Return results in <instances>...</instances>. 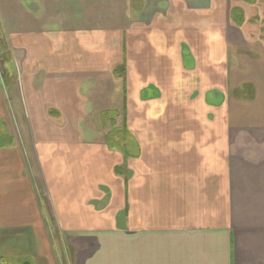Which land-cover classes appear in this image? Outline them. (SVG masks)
Here are the masks:
<instances>
[{"label": "crops", "instance_id": "1", "mask_svg": "<svg viewBox=\"0 0 264 264\" xmlns=\"http://www.w3.org/2000/svg\"><path fill=\"white\" fill-rule=\"evenodd\" d=\"M0 4L32 110L70 121L45 131L40 168L22 125L45 216L0 144V260L59 264L55 235L72 264H264V0ZM112 106L123 151L104 140Z\"/></svg>", "mask_w": 264, "mask_h": 264}, {"label": "rangeland", "instance_id": "2", "mask_svg": "<svg viewBox=\"0 0 264 264\" xmlns=\"http://www.w3.org/2000/svg\"><path fill=\"white\" fill-rule=\"evenodd\" d=\"M1 6V4H0ZM5 8V6H3ZM23 42H16L12 39L11 34V21L10 19H2L0 15V102H2V108L0 109V144L7 147L6 150H0L1 152H10L16 148L21 152V159L23 160L24 169L26 174L29 175V180L33 182L35 196L38 204L42 210V214L45 216L48 213L49 202L43 194V186L35 171L32 152L30 148L24 150V140H25V130L28 127L31 131V143L33 147L34 157L40 160L42 167V162L44 155L41 154L43 145L41 140L43 135L45 136L53 127L64 128L67 126L69 118L63 115L62 111L58 110L57 107H52L54 105L45 103L44 104V114L46 117H40L36 114V111L32 110V101L28 99V94L26 89V79L25 71H22L24 63H26V53L25 48L22 50L19 47L20 44H26V36L23 37ZM117 71V69H116ZM40 78L36 79V82L43 79L44 76L40 75ZM41 82V81H40ZM19 92V95H18ZM119 95L116 91L111 94V101L113 102L116 95ZM19 99V102H18ZM22 108H20V105ZM116 114H121V111L115 110V106L110 107L109 111L102 114V119L106 122V129L113 128L112 132H107L104 134V140L108 144V147H117L123 151V147L126 143L124 141H133L127 132L123 131L122 126L110 124V119ZM22 120V121H21ZM98 120V118H96ZM24 124V126H22ZM24 130L23 131L21 130ZM59 129V128H57ZM27 131V130H26ZM45 132V133H43ZM27 142L29 138H26ZM133 144L128 145L130 147ZM116 149V150H117ZM31 152V154H30ZM10 170L9 162L0 163V184H5L9 176L7 172ZM11 181V180H10ZM14 253V252H13ZM4 258L0 260V264H12L20 258L19 254H13L14 260H11V253H5Z\"/></svg>", "mask_w": 264, "mask_h": 264}, {"label": "flooded vegetation", "instance_id": "3", "mask_svg": "<svg viewBox=\"0 0 264 264\" xmlns=\"http://www.w3.org/2000/svg\"><path fill=\"white\" fill-rule=\"evenodd\" d=\"M110 121H111V122H110L111 124H113V125L116 124V122H115L112 118L110 119ZM60 251H61V250H60Z\"/></svg>", "mask_w": 264, "mask_h": 264}]
</instances>
